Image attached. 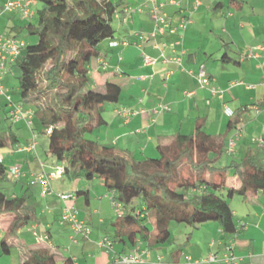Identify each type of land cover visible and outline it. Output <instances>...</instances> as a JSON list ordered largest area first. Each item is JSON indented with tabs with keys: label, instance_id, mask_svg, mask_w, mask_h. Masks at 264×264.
Returning <instances> with one entry per match:
<instances>
[{
	"label": "crops",
	"instance_id": "0c3cea01",
	"mask_svg": "<svg viewBox=\"0 0 264 264\" xmlns=\"http://www.w3.org/2000/svg\"><path fill=\"white\" fill-rule=\"evenodd\" d=\"M199 1L200 4H197V0H159L158 3L164 4L163 9L172 26L178 25L184 17L190 18L192 23L183 31H167L156 39L150 36L154 20L148 6L152 5V1H122L113 21L117 34L112 40L101 44L103 56L92 59L89 64L93 87L102 88L107 81H115L122 89L117 104L109 103L100 108L108 123L96 132V139L114 145L130 161L144 160L157 157L160 144L174 140L178 134L193 133L197 124L202 122L206 132L225 135L227 139L233 137L237 130L240 131L233 151L224 154L220 166L241 162L248 157H256L264 165V52L260 51L257 58L248 56L252 48L264 46V0H237L234 3H230V0ZM4 2L0 0V4ZM140 5L146 7L143 12L125 11L126 7ZM34 17L25 19L17 12L5 13L0 18V32L23 40L19 35L23 30L19 21L34 22ZM156 45L159 47L156 48ZM146 57L157 61L147 63ZM177 59H180V63ZM202 67L210 73L213 84L223 91L222 96L214 95L209 86L201 85L197 74ZM12 76H17V72L9 64V72L4 80L7 88ZM15 102L35 108L21 98ZM2 103L3 109L8 112V103ZM161 104L168 105L169 109H160ZM122 106L145 112L128 119L115 111ZM158 107L159 111L155 112L154 109ZM227 109L233 113L228 114ZM6 124L26 127L24 121L12 124L7 120ZM34 130L40 137L41 128L34 124ZM28 133L26 145L33 137L32 131L28 130ZM16 135L18 144H9L2 149L0 159L7 165L11 164V168L14 165L10 158H19L18 155L23 153V168L28 176L21 180L8 178L6 191L16 195L27 192L29 199L26 208L31 210L34 219L39 217V212L50 217L54 215L55 222L70 231L68 240L71 242L68 241V245L64 243L66 247L61 252V244L57 245L52 239L54 225L42 221L38 225L31 224L29 231L38 233L42 226H49V229H44L47 232L42 233V240L34 244L53 246L60 258L72 257L76 264H115L116 256L134 248L130 244L114 242L113 249L107 251L97 245L104 236L113 239V222L120 216L112 204L114 193L107 186L106 189L98 188L101 193H98L100 197L96 200H92L89 190V201L85 199L84 204H80L81 195L70 201L80 219L88 225L94 224L93 232L88 237L82 236L78 242H73L70 224L61 223V211L65 204L59 194L65 190L74 192L65 189L67 179L64 176L55 178L52 181L53 193L46 197L41 195L40 186L30 181V174L41 171L31 169L33 166L39 167V161L46 162L48 172H53L62 162L51 157L45 135L39 143L41 151L35 154L21 147L22 136ZM241 184V178L230 170L228 187L222 189V195L226 197L228 188H239ZM232 198L235 201L236 195ZM105 199L109 200L107 204ZM240 204L243 205L242 209L231 202L238 231L224 233L218 226V233L212 235L203 228L209 222L198 228L187 225L180 228V235L174 234V238L171 235L166 243L151 249L143 264H175L182 262L186 254L198 258L216 253L222 257L227 251L241 259L239 264H264V192L242 198ZM208 225L209 228L215 227V224ZM62 233L60 236L63 239ZM14 244L25 245L17 242V238H14Z\"/></svg>",
	"mask_w": 264,
	"mask_h": 264
},
{
	"label": "trees",
	"instance_id": "16d2710c",
	"mask_svg": "<svg viewBox=\"0 0 264 264\" xmlns=\"http://www.w3.org/2000/svg\"><path fill=\"white\" fill-rule=\"evenodd\" d=\"M37 6L35 21L25 28L38 41L26 43L21 56L11 64L18 74L21 99L35 107V121L47 137L48 152L64 167L62 176L69 181L99 177L121 202L120 216L113 222V241L142 244L151 250L170 239L172 222L192 228L218 222L224 233L238 231L228 198L238 195L246 199L264 192V165L256 157H248L220 166L228 149L225 135L206 132L200 122L193 133L178 134L160 144L157 157L132 161L114 145L88 137L108 123L100 108L117 104L121 98V86L115 81L93 87L89 64L103 56L101 44L114 38L113 21L122 4L111 0H38ZM6 114L5 119L11 121L9 111ZM3 120L0 108V123ZM48 128H52L50 133ZM18 141L15 133L0 128V152ZM8 170L0 159L3 253L18 250L19 264H76L72 257L60 258L53 246L8 243L34 219L26 208L27 192L16 195L6 191L3 183L9 180ZM230 170L242 184L228 188L225 197L221 191L228 187ZM74 194L89 201V190Z\"/></svg>",
	"mask_w": 264,
	"mask_h": 264
},
{
	"label": "built area",
	"instance_id": "2783aa9c",
	"mask_svg": "<svg viewBox=\"0 0 264 264\" xmlns=\"http://www.w3.org/2000/svg\"><path fill=\"white\" fill-rule=\"evenodd\" d=\"M151 1L152 5L148 6L151 17L154 20V28L150 33L151 38L156 39L159 35H164L167 31H169L170 33H177L179 30L183 31L190 23H192V20L190 18L184 17L181 19V22L178 25L172 26L170 21L168 20L167 14L163 9L164 4L158 3L159 0ZM37 4L38 0H5L3 4H0V18L5 13L17 12L25 19H32L36 15L37 11L35 10V6ZM197 4H200L199 0H197ZM145 9V6L140 5L133 8L126 7L125 11L127 13L130 11L143 12ZM25 45V41L16 39L15 37L8 35L7 33L0 32V98H4L10 107V120L15 124L19 121H24L26 126L30 128L33 137H31V142L25 147V149L29 152L37 153L39 141L38 134L34 130L36 110L33 109V107H26V105L21 102H15L10 96L8 88L4 84L5 77L9 72V64L11 65L17 61V59L21 56ZM158 47L159 46L156 45V48ZM260 51L264 52V46H256L252 48L248 56L257 58L260 56ZM162 55L164 56V53ZM165 60L167 61V59ZM156 61L157 59L155 58L146 57L147 63L154 64L156 63ZM177 62L180 63V59H177ZM197 78L202 86H209L214 95H223V91L213 84L214 80L205 67L200 68L199 73L197 74ZM187 94H189V92ZM160 109H169V106L161 104ZM115 111L128 119L141 112H145V110H132L125 106L118 107ZM154 111H159V107L158 109L155 108ZM227 112L230 115L233 113L230 109H227ZM51 130L52 128H48V133H50ZM239 133L240 131L237 130L234 136L229 138V149H227L229 153L233 151V147L237 139L236 137L239 135ZM40 167V172L30 174V181L32 184H38L41 188V195L46 197L53 193L52 181L55 178H59L62 176L64 167L63 165H59L53 172H48L46 170L45 161L40 162ZM27 176L28 172L21 166H13L8 170V178L12 180H21ZM59 197L65 204L63 205L61 211V223L70 224L71 229L74 232V235L71 236V240L73 242H78L79 236L88 237L91 233L88 224L85 220L79 218L77 209L73 204L70 203V201L76 198V195L72 192H62L59 194ZM112 204L120 215L121 202H118L115 199V193L114 195H112ZM35 233H37V235L39 236V240H42V233H38L36 231ZM97 245L102 249L109 251L113 249L114 241L109 236H104L100 240H98ZM149 251L150 250L147 247L143 246L142 244H138L134 246V248L129 252L121 253L116 256V258L114 259V263L143 264L147 261ZM240 260L241 259L236 254L231 251H227L222 257L216 253H210L209 255L201 256L198 258H195L190 254H186L182 262L175 264H239ZM160 261H163V259L160 258Z\"/></svg>",
	"mask_w": 264,
	"mask_h": 264
},
{
	"label": "rangeland",
	"instance_id": "374dc122",
	"mask_svg": "<svg viewBox=\"0 0 264 264\" xmlns=\"http://www.w3.org/2000/svg\"><path fill=\"white\" fill-rule=\"evenodd\" d=\"M112 2H114L115 4L117 3H121L122 4V1L124 0H111ZM28 22H24L22 20L19 21V25H21L23 27V30L20 32L19 35H21V39L25 40L26 43H36L38 41V38L36 35H31L29 34V32L27 31V29L25 28V26L27 25ZM117 34V32L115 33ZM17 72V71H16ZM12 81H11V84H10V87L8 88L9 90V94L10 96L13 98L14 101L18 100L21 98V95H20V89H19V81H18V74L17 76H12ZM0 101L2 102H5L6 100L4 98H1ZM1 102L0 104V108H1V113H2V117H3V121L2 123H0V128L3 130V131H6V132H15L16 134L20 135V137L22 136L21 138V147H26L27 145L25 144V141L28 139V136L30 133H28V130H30L29 127H25V126H22L20 125V127L18 126H14V125H8L6 124V117H7V114L5 112V110L3 109V103ZM35 126H38L42 129V127L38 124V121H35L34 122ZM36 131H39V130H36ZM31 132V130H30ZM42 134H40V137H38V141L40 143V140L43 139L42 138ZM88 137L92 138V139H96V133L94 134H90L88 135ZM30 141H31V138H30ZM5 149V148H3ZM38 150L41 151V148L40 146H38ZM5 152H7L6 150H4ZM36 153V152H35ZM34 153V154H35ZM22 155H18L19 158H17V156L15 157H11L10 158V162H13L12 165L14 166H21L23 167V164H24V160H25V157L23 155V153H21ZM5 155H7V153H5ZM41 161H39L40 163ZM11 164H9L8 166L10 167ZM38 166H33L32 171H40L41 170V167H40V164H38ZM35 169V170H34ZM68 182L66 184H68V186H66L65 189H71V191H74V193H76V190H90L91 191V198L92 200L93 199H98L100 196V194L98 195V193H101V189H98V188H105V184H104V181L103 179L99 178V177H96L95 179L93 180H88V179H85V178H80V179H76V180H72V181H69L67 180ZM7 182H4L3 185L5 186H8L6 184ZM76 184V185H75ZM101 187H99V186ZM98 190V192H97ZM66 192H68V190H65ZM70 192V191H69ZM8 193H11V192H8ZM227 197V196H226ZM233 196H230V198H228L230 200V202L232 203H235L237 205H239V207L242 209L243 205L240 204L241 200H242V197L240 196H237L236 195V198L234 199L235 201H233L232 198ZM80 201L81 203L80 204H84L85 202V196L84 195H81L80 196ZM107 202H109L108 199H105V203L107 204ZM79 204V206H80ZM82 206V205H81ZM239 211V210H238ZM40 221H42V223H50L52 225H54L53 229H52V239L53 241L60 246V251L61 252H64V247L65 244L68 245L69 241L68 240V233H70L69 229L65 228V226H59L56 222H55V216H49L48 214H44V215H41V213L39 212V217L32 220L30 222V225H26L25 227H23L20 232L18 233L17 235V242L21 241L23 244L26 245H32L36 242L39 241V236L37 235V233H35L34 231H29V228L31 226V224H36L38 225V223H40ZM87 223V222H86ZM95 223H98L97 221ZM88 224V223H87ZM208 224H215L213 226V228H209ZM208 224H205L203 227L204 230H206L208 232V234H212V235H216L219 231V223L218 222H209ZM94 224H89L88 227L90 229L91 232H93V226ZM45 226V225H44ZM42 226L39 230V233H45L47 232L46 230H44L45 228L49 229V226ZM179 226V227H177ZM185 224H180V223H177V222H172V226H171V230H172V237L174 238V234L176 235H180L182 232V230L180 228H184ZM149 227L150 229H153V225L150 223L149 224ZM59 230L62 233L63 235V239L62 237L60 236V233ZM176 230V231H174ZM174 232V233H173ZM72 235H74V232L72 231ZM82 236H79V239L81 238ZM4 239V233L0 230V264H19V259H20V252L18 250H15L13 251L12 254H4L3 253V248H2V245H1V242L2 240ZM61 243H60V242ZM69 241V242H68ZM8 243L12 244L14 243V238L12 239H9L8 240ZM65 243V244H64ZM59 248V247H58Z\"/></svg>",
	"mask_w": 264,
	"mask_h": 264
}]
</instances>
